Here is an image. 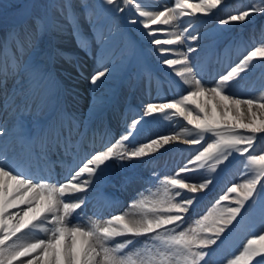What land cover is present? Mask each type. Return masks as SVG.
Wrapping results in <instances>:
<instances>
[{
    "label": "snow or ice",
    "instance_id": "6c2138e0",
    "mask_svg": "<svg viewBox=\"0 0 264 264\" xmlns=\"http://www.w3.org/2000/svg\"><path fill=\"white\" fill-rule=\"evenodd\" d=\"M223 3L174 0L171 6L152 10L142 0H100L95 6L82 0L91 37L82 31L72 0H62L58 5L21 0L12 5L13 23L0 41V51L10 49L13 55L0 67V87L7 88L9 79L15 82L17 77L22 83L17 91L6 93L12 98L8 105L13 114L11 128L0 126V264H207L214 246L223 243L257 196H264V152L253 154L257 136L264 135V90L250 98L230 91L233 82L253 63H264V42L248 50L210 86L202 81L193 63L202 39L199 33L192 35L193 21L213 15ZM128 6L136 13L129 23L138 25L140 31L136 40L123 38L120 64L125 60L131 63L147 43L156 60L181 79L185 94L146 103L117 138L81 154L82 140L74 143L73 132L81 138L85 133L61 100L64 94L75 98L78 93L74 87H63L44 64V58L51 57L44 50L43 37L60 27L51 20L49 10L58 8L77 49L92 59L95 67L86 79L95 91L104 87L118 66L109 45L119 29L110 27L105 32L99 13L122 12ZM258 13L264 14V0L218 23H242ZM55 56L62 61L59 71L64 80L74 84L83 76V62L78 56L61 48L55 50ZM201 96L207 98L203 105L195 99ZM107 98L105 93L99 99L97 113L102 112ZM168 114L186 125L145 142L135 141L139 125L158 116L167 118ZM175 142L194 149L195 154L184 166L162 178L153 172L150 183L155 184V190L138 193L125 211L103 220L83 219L80 213L87 204L86 194L94 184L108 180L110 162L127 169ZM52 146L72 156L63 182L53 183L50 176L31 170L32 161L48 159ZM234 155L246 156L240 181L227 187L208 211L185 226L199 194L208 190L214 174ZM192 173L207 178L190 183ZM133 179L125 175L123 183ZM76 194L84 195L72 199ZM114 206V200H105V207ZM260 213L264 218V203ZM40 233L44 238H38ZM140 242V247H134ZM225 264H264V231L251 235Z\"/></svg>",
    "mask_w": 264,
    "mask_h": 264
},
{
    "label": "rangeland",
    "instance_id": "374dc122",
    "mask_svg": "<svg viewBox=\"0 0 264 264\" xmlns=\"http://www.w3.org/2000/svg\"><path fill=\"white\" fill-rule=\"evenodd\" d=\"M20 2L21 0H3L2 5H0V12L3 13V17L0 18V41H3V39H5L7 33L9 32L10 26L13 23V12L15 11V9L9 10L8 7L10 3L15 5L16 3L19 4ZM36 2H40V0H36ZM45 2H51L58 5L62 2V0H45ZM173 2L174 0H167L166 5L171 6ZM193 2H195V0H193ZM81 3L82 0H72V6L79 16L82 31L85 35L91 37L89 24L85 20ZM87 3L95 6L100 3V0H87ZM253 3H258V0H224V5L219 7L213 15L193 21L194 30H192V35H197V33H199L202 37V39H200L198 42L199 50L197 54H194L193 56V63L197 66L201 64V66H199L200 68H202V66H206L205 71L199 72L202 81L206 85L210 86L215 82L216 79H218V76L220 74H225L230 66L238 64L239 60L242 59L243 55H246L248 50H251V48L257 46L259 43L264 42V15L262 14H255L251 17L250 20L242 23L238 22L226 26H220L218 23L220 19L225 18L227 15L234 14L237 11H243L247 6H250ZM121 6L123 7V5ZM135 15V10L131 6L124 8L122 12H114L108 15H105L103 12L99 13V22L103 25L105 32H107L110 27L118 26L119 32L114 34L112 38H115L116 45L118 46V49L120 51L123 38L131 37L133 40H136L138 37L140 31L139 26L135 25V27H132V25L134 24L129 23L130 19ZM259 15H262V17H259L257 21H252ZM49 16L53 23L60 26L58 30L71 31L64 21V18L59 15L58 8L50 9ZM83 24H85L86 26H83ZM54 31L56 30H51L50 32L52 33ZM193 46H197V44L193 43ZM3 52L6 54V58L10 57V50H4ZM75 55L78 57H82V55H79V53H76ZM116 55H118L116 56V60L120 61V53ZM216 55H218L220 59H216ZM23 59L27 60L28 57L24 56ZM156 62L157 60L155 54L151 50V47L147 43H144L140 47L137 57L124 68L126 70H124L125 72L123 73L125 75H128L127 78H131L130 76L133 75L132 72L137 69L138 76L143 77L144 74H152V76H154L156 79H162V81H165V83L162 82V84L163 86H167L166 91L174 89L172 85L175 87V89L173 91L171 90L168 94H166L163 90V93L160 94L159 92L158 94H155L153 92H156L158 90L155 87L152 89L153 95L149 93L144 94L143 91L147 90L148 84L142 81L140 77L142 91L132 94L133 90L130 86V81L128 80L127 84L124 87V92L126 95L125 98L128 96L136 97L137 101L134 100L131 104H127L128 108H126L125 114H127L128 116L129 114H131V116L128 117L116 113V117L111 119L110 123L112 122L111 124L113 125L111 126L112 133L110 134L111 140L109 142L113 141L122 132H124L126 124L129 123L132 118H135L138 113L142 112L143 106L146 103L155 102L165 98H177L179 95L185 94L184 89L186 86H183L181 79L175 75V71L173 69H168L166 66H162L159 62ZM44 64L47 65V60L45 58ZM0 67H2V62H0ZM47 67L53 72L54 78L60 80L56 69H54V67L50 65H48ZM165 74L167 76L170 75L175 82L171 81V78L166 77ZM245 77H247V79H249L250 81L242 83V81L239 79H243ZM237 80L241 83H236V81H234L230 89L231 92L239 94L244 98L256 97L261 90H264V63L260 61L253 63L249 67L248 71L242 73ZM136 81H138V79H136ZM167 81H170V83H168ZM11 82H13V80L9 79L7 88L10 87ZM21 83V81H18L17 84L15 83L14 86L16 87V91L18 90V86L21 85ZM137 83H135V85H137ZM106 85H108V83H106ZM74 88L76 89L77 93L81 92L80 88L76 86H74ZM1 89L2 88L0 87V96L4 94V92H1ZM53 91H55V86H53ZM142 94L146 96V102L139 99V96H141ZM149 95L151 97H149ZM195 99L197 103H200V101L198 100L199 97ZM202 99H205L204 101L207 100L206 97ZM61 100L62 107L64 108V104H67L70 107L71 103L75 104L80 99L77 96L73 98L72 96L64 94L62 95ZM121 103L122 107L126 105L123 101ZM209 110L210 112H212V107L209 108ZM118 111H120V108ZM133 111L135 112L133 113ZM212 114L216 115V113L214 112ZM169 121H171V123H169ZM185 125L186 122H184L182 119L175 120L171 117L170 114H168L167 118H165L164 116H158L154 119H149L148 121L143 122L138 126V130L135 133V141L145 142L147 138L153 137L155 135L169 134L173 131H177L179 128L184 127ZM73 136L75 138V134H73ZM256 141L257 145L255 142V151L253 154L259 155L261 152H264V135H258ZM178 145L182 147L181 153H184L185 150L188 149L185 145H180L179 143H173L167 146V150L164 151L162 156L166 155L168 161H165L167 164L163 162L165 163L163 164V166L161 162H158L155 166L150 167L152 160L156 162L154 158L156 154L150 158L149 164H143L141 161H136L130 166H137V164L140 163V168L143 171V175L147 176L149 183L153 172L158 173L161 178L164 175H170L178 167L183 166V163L177 161V154L179 155L180 152V150L178 149ZM102 146H98L97 148H100ZM156 157H158V155ZM245 159L246 156L240 157L239 155H234L232 158H230V161L227 162L228 166L227 164H224L220 167L218 172L214 174L212 183L213 186L212 184L209 185V189L206 192L199 194L202 195L200 197L205 198L206 201L200 203V205H197L196 208L193 207L191 209V215L188 216L185 226H187V224H190L193 219L198 218V216L203 215L206 211H208L213 206L215 201L219 199V196L223 195L224 192L227 191V187H230L232 183H238L240 181L241 173L245 170ZM226 166L230 168V170L226 171ZM123 170H125V168H123ZM131 172V170L123 171L122 175L118 176L117 179L115 178L116 181H123V177L125 175H130ZM202 176L206 177V175L202 173H192L189 176L188 182L193 183L194 180V183H200L203 180ZM210 186L212 187V189L210 188ZM150 187L151 190H155L154 183H150ZM130 194L131 193L129 192L126 196H129ZM262 203H264V196L258 195L255 204L248 206L249 210L243 213L242 217L240 218V222L236 224L235 227H233L232 230L223 238V243L219 244L218 246H214V248L211 250L210 255L206 258L207 264H225L226 259L230 258L233 254L238 252L242 248L243 243L246 242V240L251 235L259 234L260 231H264V218H262L260 213V205ZM120 209L121 208L117 209L115 212H118ZM102 218L103 216L100 217V219Z\"/></svg>",
    "mask_w": 264,
    "mask_h": 264
},
{
    "label": "bare ground",
    "instance_id": "6f19581e",
    "mask_svg": "<svg viewBox=\"0 0 264 264\" xmlns=\"http://www.w3.org/2000/svg\"><path fill=\"white\" fill-rule=\"evenodd\" d=\"M166 1L167 0H142V3L145 6L150 7L152 10H162V8L164 6H167ZM84 25L85 24H83V26ZM116 27L118 28V26H116ZM70 32L71 31H68V30H56L52 33L49 32V34H46L43 37L44 50L48 54V57H51V59H48L47 57H45V59L47 60V66L50 65V66H53L54 69H56L60 81L63 82V87L67 88V87L76 86V87L80 88L81 92L77 94V97L80 100L75 104L71 103L70 107L67 104H64V108L67 109L68 114H71V116L75 118V121L80 126L79 130L81 132H84L85 134H87V139L89 141L93 140V141H96V142L99 141L100 143H102L104 138L107 136L108 132L110 133L109 123H110V120L113 118V116H115L116 113L125 114L126 108H128L127 104H131L132 101L137 99L136 97H129V96L125 98L126 95L124 92V87L127 84L128 80L130 81L129 83H130V86L132 87V90H133L132 94L138 93L139 91H142L141 79H142V81L146 82V84H148L147 90L146 91L144 90L145 92L143 91L144 94L149 93V94L153 95V93H155V92H153L152 89L155 87H159V86H160V88L162 87L163 91H166L167 86H162L163 85V84L161 85L162 82L160 80L156 79L154 76H150V75L147 76V74L145 75L146 77L138 76L137 75L138 74L137 69H135L132 72L133 75L130 76L131 78H127L128 75H125L123 72H125L124 70H126V69H124V68L126 66H128L129 62H127V60H125L122 65L120 64L119 61H117L118 66L115 69L114 76L109 77L107 82H106V83H108V85L105 84L104 87L99 89V90H95V91L92 90L91 86L88 83V80L86 79V77H88L89 74L94 70L95 65H94L92 59L86 57L84 55V53L80 52L79 49H77L76 40L73 38V36ZM109 46H110V50L115 52V54L120 53V50L118 49V46L116 45L115 38L111 39ZM57 48H61V49L71 51L73 54L79 53V55H82V57H78V58L81 59V61L83 62V76L80 77L74 84L64 80L63 75H61V73L59 71L61 64H62V61L58 57L55 56V50ZM9 50L10 49H8L6 51H9ZM12 55H13L12 50H10V52H9L10 57H8V58H6V54L3 51L0 52V62H2V66L4 65V63L6 61H8L12 58ZM116 56H118V55H116ZM156 63H158V61ZM196 67H197V71H199L200 67L197 65H196ZM140 77H141V79H140ZM113 78H115V79H113ZM136 79H138V81H136ZM18 81H20L19 77L16 79V82L13 81L10 83L9 88L4 89L3 87H1L2 88L1 92H4V94H2L0 96V99H1L0 104L3 105L2 107H0V109H5V115H4L3 119L4 120H10V121L8 124H2L0 122V126H4L6 128H9V129L11 128L12 122H13L12 110H11V108L8 107V105L11 104V102H12V98L9 96H6V93H8L10 91L15 92L16 87L14 85H15V83L17 84ZM167 82L170 83V81H167ZM135 83H137V85H135ZM105 93H107L108 98L105 101V103L103 104L102 112L97 113L96 106L99 102V99L101 97H103ZM144 94L139 96V99L146 102V96H144ZM149 97H151V96L149 95ZM202 98H204V97H199L198 100L203 105L206 101H204L205 99H202ZM122 101L125 102V104H126V105H124V107H122V103H121ZM213 104H214V102H213ZM211 107L212 106L209 105V108H211ZM119 108H120V111H118ZM65 127H67V123H65ZM179 130H180V128L177 131H179ZM73 134H75V138H76L74 143L76 141L82 140V138L79 135H77V133L75 131L73 132ZM4 139L8 140V139H10V137H5ZM83 139H84V137H83ZM82 141L83 142L80 144L81 154H83V152H85V151H89L90 149H92V147L89 148V145L88 146L83 145V143H85V142H84V140H82ZM175 143H179L180 145H185L181 142H175ZM185 146L188 149H186L185 152L181 153V155H180V162L183 163V166H184V164L187 163V160L191 159V156L194 155V149L188 145H185ZM165 149H162L159 153H161V152L163 153L165 151ZM165 156L159 160V161H161V163H163L165 160H167ZM146 159H148V158H146ZM120 169L121 168H118V171H116V172L119 173ZM64 170H65V167L62 171L63 172L62 180L66 176ZM127 171H129V170H127ZM131 176L133 177V175H131ZM108 177H109V175H108ZM202 177H203V179L206 178L205 176H202ZM110 180L111 179L109 177L108 180H106L103 183L94 184L92 186L93 189L88 191L86 196L97 193L102 187H106L105 183H107ZM133 181L134 182L132 184V187L134 188V191L131 195L128 196L129 201H127V202L125 201V204L122 206V209L120 212H123L127 209L130 201L132 199L136 198L138 193H140L141 191H144L145 189L151 190L150 183L148 182V179L145 176L138 175L137 177H134ZM193 182H195V181L193 180ZM212 186H213V184H212ZM126 189H127L126 190V192H127L128 188H126ZM122 190L125 191V189H122ZM124 193L125 192H122L120 194L123 195ZM145 194H147V192H145ZM80 195H83V194H76L75 196L72 197V199H77V198H79ZM200 198L201 197L197 198L198 203H200V201H201ZM97 200H98V198L96 196H91L90 208L95 209L98 204L100 205V202ZM97 210H99V208ZM97 210H95L94 213H96ZM112 211H114V209ZM103 212H105V213H103ZM120 212H117V213H114L111 215L119 214ZM99 213H100V215H107L108 210L104 209L102 207L100 209ZM94 215L95 214H93L91 216L93 218H91L90 220L99 219V218L94 217ZM108 216H110V215H108ZM108 216H106L105 218H102L101 220L106 219ZM85 217H87V216H85ZM38 238H44V235L42 233H40V234H38ZM141 245H142V242L137 243L136 245H134V247H140ZM22 259H28V258H22Z\"/></svg>",
    "mask_w": 264,
    "mask_h": 264
},
{
    "label": "trees",
    "instance_id": "16d2710c",
    "mask_svg": "<svg viewBox=\"0 0 264 264\" xmlns=\"http://www.w3.org/2000/svg\"><path fill=\"white\" fill-rule=\"evenodd\" d=\"M258 2H259V0H258ZM12 5H13V4L10 3V5H9L8 8H9V9H12V8H13ZM15 5H17V3H16ZM262 15H264V14H262ZM262 15H259L258 17H260V16H262ZM256 18H257V17H256Z\"/></svg>",
    "mask_w": 264,
    "mask_h": 264
}]
</instances>
